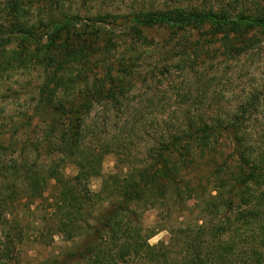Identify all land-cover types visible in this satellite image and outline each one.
Wrapping results in <instances>:
<instances>
[{
	"label": "trees",
	"instance_id": "16d2710c",
	"mask_svg": "<svg viewBox=\"0 0 264 264\" xmlns=\"http://www.w3.org/2000/svg\"><path fill=\"white\" fill-rule=\"evenodd\" d=\"M6 1L11 19L7 27L0 26V75L29 66L43 70L33 111L43 115L44 133L39 141L19 142L20 147L11 142L14 150L0 143V264H20L24 240L30 239L20 206L31 212L43 202L47 210L32 225L41 230L42 241L48 244L59 235L72 245L39 264H264V138L252 131V113L264 101V82L234 111L212 101L218 94L212 85L221 79L217 58L253 59L264 42L261 6L247 12L248 0L186 5L162 0L160 7L133 8L124 15V34L135 44L149 43L143 28L154 26L167 27L170 41L190 37V31L209 39L190 40L176 54V68L187 75L190 71L196 80L195 89L177 92L192 99L180 106L181 117L163 120L160 133L147 141L145 155L132 152L129 158L127 139L140 115L134 109L132 120L119 126L124 151L116 152L117 165L125 159L141 164L103 176L100 190L93 192L89 180L102 175L103 157L115 144L104 133L105 121L100 127L85 116L102 104L118 115L126 109L130 113L128 96L140 74L137 57L118 53L116 67L105 65L102 76L86 74L96 53L102 58L114 48L112 30L102 36L101 16L87 18L88 23L78 15L56 16L39 34L37 26L25 22L26 1ZM60 1L44 3L57 8ZM78 93L75 101L68 99ZM222 136L232 146L233 164L215 161ZM211 163L215 168L208 167ZM69 166L75 169L71 176L65 174ZM190 199H195L193 206L187 205ZM147 209L156 210L152 227L142 222ZM187 213L197 214L196 220L175 229L172 221ZM161 230L169 232L168 242L150 244Z\"/></svg>",
	"mask_w": 264,
	"mask_h": 264
},
{
	"label": "rangeland",
	"instance_id": "374dc122",
	"mask_svg": "<svg viewBox=\"0 0 264 264\" xmlns=\"http://www.w3.org/2000/svg\"><path fill=\"white\" fill-rule=\"evenodd\" d=\"M26 1L27 13L25 22L30 25L37 26L35 30L42 34L46 30V25L49 20L56 16L63 17L64 14L78 15L82 18V23H88L87 18L101 16L103 22L100 25L102 36H108V31L113 32L114 48L107 52L103 61L99 53H96L87 64L86 74L91 76H102L104 67L107 64L117 61V54H125L126 57H137L136 68L140 72L137 81L130 91L128 96L130 113L125 110L123 114H116L115 110L102 105L94 106L90 113L85 116V119H95L101 127L107 125L109 134L108 139L114 141L113 151L105 153L102 161L101 176L93 177L89 180V188L93 192H98L101 188L103 176L113 173L116 170H126L135 166H140V161L124 160V163L117 165L118 156L116 152L124 151V134L119 130V126L131 121L136 115L135 110H139V122L131 132L127 139L130 151L126 155L131 158V153L142 156L145 155L144 149L147 141L153 135L159 134L162 128L161 123L165 119L175 120L181 117L182 111L180 106L185 107L192 99H187L177 94L178 91L186 92L190 89H195V79L193 74L188 72V75L176 68V54L183 49L182 47L188 41L206 42L208 36H200L196 31H190L188 37L177 35L170 41V30L167 27H148L143 28L144 36L149 39V43H134L130 36L124 34L125 14L133 8H149L150 6L160 7L162 0H61L57 8H49L44 2L45 0H28ZM170 5L175 4H199L201 0H164ZM219 4L222 0H209ZM162 4V3H161ZM261 6L264 11V0H248L245 5L247 12H255L257 6ZM6 9V11H5ZM7 1L0 0V26L7 27L11 17L7 14ZM125 15V16H124ZM97 26V25H96ZM99 26V25H98ZM206 25L204 28H208ZM101 38V37H99ZM105 38V37H104ZM99 39L97 45L100 47L105 43L106 38ZM180 44V45H179ZM10 46H14L11 44ZM181 46V47H179ZM179 47V48H178ZM178 48V49H177ZM211 48H215L214 42ZM128 49V50H127ZM253 59L247 55H243L238 60H225L217 58V72L221 76L219 82L212 85L218 94L212 97V101L224 108V111H234L239 104H243L248 94L264 82V42L258 44V49ZM215 59L212 60L214 62ZM79 66L72 67L73 74H76ZM85 68V66L83 67ZM91 71H88L90 70ZM169 71H167V70ZM202 71H206V67H201ZM76 70V71H75ZM196 73L198 74L197 70ZM44 74L43 70L38 66H29L26 69L7 72L0 75V143L4 144V148L14 150L11 142H16L20 147L19 142L39 141L44 133L42 114H36L33 111L38 97L39 87L41 86ZM78 80L77 82H79ZM79 84V83H78ZM78 91V90H77ZM58 96L64 99L65 95L58 93ZM79 96L69 95L68 99L75 101ZM124 107V103H123ZM127 114V115H126ZM128 116V117H127ZM129 118V119H127ZM253 127L252 131L256 135H261L264 138V101L256 112L252 113ZM118 124V125H117ZM120 133L123 135L120 136ZM126 134V133H125ZM105 138H107L104 135ZM252 137L255 136L252 134ZM258 141L259 138H254ZM42 149L45 148L44 142H40ZM229 140L221 137L217 143V151L215 161L217 163L233 164L232 146L229 145ZM119 145L122 147H119ZM122 156V155H119ZM144 158V157H143ZM144 161V159H142ZM146 163V161H144ZM117 165V167H116ZM206 166V165H205ZM209 168H215L211 163ZM75 169L67 167L65 174L73 175ZM206 179V178H204ZM53 182L49 185L52 186ZM195 199L188 200L187 205L193 206ZM21 208V223L26 227V235L30 239H25L21 248L20 264H39L45 260L58 257L71 247V243L63 240L59 235H55L52 240L48 239V244L42 241L41 230H36L32 225L36 217H42L47 210V203L39 204L38 208L31 212H27L24 207ZM195 212L197 209H194ZM197 214H185V217L179 220H173L172 226L176 229L187 224L192 225L196 220ZM156 210L147 209L142 212V222L144 227L154 226L156 220ZM182 221V223H180ZM36 225V224H35ZM45 231V230H44ZM169 232L167 230L157 231L155 235L148 240L150 244H157L160 241L168 242Z\"/></svg>",
	"mask_w": 264,
	"mask_h": 264
}]
</instances>
